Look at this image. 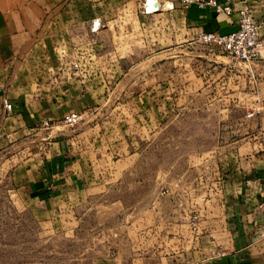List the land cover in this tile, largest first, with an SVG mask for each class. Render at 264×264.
<instances>
[{
	"label": "crops",
	"instance_id": "1",
	"mask_svg": "<svg viewBox=\"0 0 264 264\" xmlns=\"http://www.w3.org/2000/svg\"><path fill=\"white\" fill-rule=\"evenodd\" d=\"M153 1L155 10L148 9L147 0H0V149L55 134L48 142L53 152L33 153L18 165L19 184L25 197L42 207L67 193L80 194L93 176L79 147L81 134L69 136L58 124L67 113L81 117L91 109L96 100L92 87L105 83L101 72L107 77L118 67L107 55L125 48L128 52L126 41L135 36L151 55L152 85L159 87L167 51L200 42L202 33L236 30L238 9L248 5L263 45L260 57L249 65L233 63L237 75L232 81L237 83L232 89L243 94L248 111H256L253 117L245 113L252 125L231 142L230 157L205 160L213 167L211 179L221 185L220 205L213 214L199 211L196 242L190 234L191 215L184 209L180 222L178 217L169 223L174 235L160 239L172 245L170 250H153L140 240L136 249L82 264H264V0H217L233 7L230 15L181 0ZM75 59L82 64L78 75L70 70ZM5 101L11 103L10 111ZM158 110L153 104V121H159Z\"/></svg>",
	"mask_w": 264,
	"mask_h": 264
},
{
	"label": "rangeland",
	"instance_id": "2",
	"mask_svg": "<svg viewBox=\"0 0 264 264\" xmlns=\"http://www.w3.org/2000/svg\"><path fill=\"white\" fill-rule=\"evenodd\" d=\"M126 42L128 52L107 55L118 67L107 77L101 72L105 83L92 87L91 109L73 126L58 124L69 136L81 134L93 176L80 194L42 207L19 184L18 165L33 153L53 152L48 142L55 134L0 149V264H82L136 249L140 240L170 250L160 239L174 235V218L180 222L183 211L190 213L196 242L199 211L213 214L220 205L221 185L205 160L230 157L231 142L252 125L244 118L245 97L232 89L237 61L201 42L181 43L163 56L161 84L154 87L151 55L135 36Z\"/></svg>",
	"mask_w": 264,
	"mask_h": 264
},
{
	"label": "built area",
	"instance_id": "3",
	"mask_svg": "<svg viewBox=\"0 0 264 264\" xmlns=\"http://www.w3.org/2000/svg\"><path fill=\"white\" fill-rule=\"evenodd\" d=\"M185 4H196L197 6L211 7L216 13H224L230 15L233 12V7L229 4H222L217 0H181ZM240 16L238 27L236 30L219 34L215 32L202 33L198 40L206 45L213 46L225 53L231 59L249 65L253 60L261 55V47L263 40L260 37L258 25L252 15V10L248 5H243L238 9ZM70 70L75 74L82 72L81 61L75 59L70 64ZM254 80V78L252 79ZM4 108L10 111L11 103L4 102ZM255 108H252L246 113L247 117L255 115ZM80 120V114L70 112L64 115L62 122L67 126H73ZM49 125V121L43 123Z\"/></svg>",
	"mask_w": 264,
	"mask_h": 264
},
{
	"label": "bare ground",
	"instance_id": "4",
	"mask_svg": "<svg viewBox=\"0 0 264 264\" xmlns=\"http://www.w3.org/2000/svg\"><path fill=\"white\" fill-rule=\"evenodd\" d=\"M147 2H148V4H149V6H148V9L149 10H155V9H157V7H158V5H154V2L155 1H153V0H147Z\"/></svg>",
	"mask_w": 264,
	"mask_h": 264
}]
</instances>
